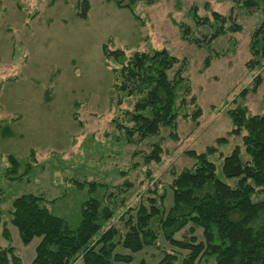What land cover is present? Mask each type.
<instances>
[{
	"label": "rangeland",
	"instance_id": "1",
	"mask_svg": "<svg viewBox=\"0 0 264 264\" xmlns=\"http://www.w3.org/2000/svg\"><path fill=\"white\" fill-rule=\"evenodd\" d=\"M131 1L123 0L118 6L115 0H90L88 16L81 19L76 15L77 0H0V119L13 131L9 137L0 134L3 219L10 220L9 210L17 195L33 192L48 199L62 196L66 179L73 178L120 184L125 179L122 173L133 162L138 167L128 175L133 183L129 204L136 206L143 191L152 187L147 175L150 169L168 192L167 206L171 205L168 184L173 179L172 171L193 163L185 152H202L215 144L216 138L226 136L232 129L228 110L235 106L234 99L243 87L251 85L255 74L264 76V65L258 70L246 67L251 58L250 36L261 18L258 10L236 9L234 15L242 30L220 36L208 47L184 40L179 25H188L195 35L205 38L211 29L196 26L191 8L197 7L202 17L211 18L213 11L228 15L234 5L232 0H135L130 5L137 17L125 6ZM104 43L111 49H126L127 54L166 48L180 60L186 59L185 75L191 84V95L196 97L188 110L199 107L201 116L197 122L180 117L177 140L168 137V129L162 130L164 153L158 164L146 166L141 154L133 155L137 149L149 152V144L158 138L128 143L113 123L131 101L125 98L121 105L116 103L118 95L112 86L116 65L104 57ZM213 51L221 55L213 57L205 67V58ZM238 101L252 113L262 112L264 81L256 94ZM236 145H242L241 138L230 137L219 152L228 154ZM31 148L38 152L42 168L20 181L4 178L1 171L7 165V155L25 159ZM213 159L221 164L220 155ZM56 203L72 206L69 200ZM54 212L67 216L69 208ZM115 222L122 227L118 219ZM8 227L10 243L22 264H31L40 239L24 244L18 228L13 224ZM197 234L202 238L200 229ZM159 243L160 249L146 247L134 253V263L144 259L154 264L162 257L163 249H177L163 237ZM7 244L0 237V245ZM118 250L129 252L122 247Z\"/></svg>",
	"mask_w": 264,
	"mask_h": 264
},
{
	"label": "trees",
	"instance_id": "2",
	"mask_svg": "<svg viewBox=\"0 0 264 264\" xmlns=\"http://www.w3.org/2000/svg\"><path fill=\"white\" fill-rule=\"evenodd\" d=\"M122 1L115 0V3L122 6ZM134 1L125 6L132 10L130 4ZM232 1L234 5L228 15L213 11L211 18L200 16L193 6L190 13L196 26H208L211 33L205 38L199 37L190 26L181 23L182 38L197 46L209 47L220 36L242 30L234 15L236 9H256L261 18L250 36L251 58L246 67L261 69L264 0ZM76 6L77 17L86 19L90 0H77ZM102 49L104 57L116 65L112 86L118 95L117 105L125 98L131 101L130 107L122 109L121 116L114 118L113 123L128 143L158 138L149 144V152L137 149L133 154H141L146 166L158 164L164 153L162 130L168 129V137L177 140L179 118L197 122L201 116L199 107L188 110L196 97L191 95V84L185 75L186 59L180 60L166 48L127 54L126 49H111L104 43ZM219 55L215 51L208 54L204 66H209L212 58ZM263 81L264 76L257 73L251 85L238 93L233 101L235 106L228 110L232 129L226 136L216 138L215 144L202 152H185L193 163L180 171H172L173 179L168 184L171 205L167 206L168 192L162 189L150 169L147 175L152 187L143 191L136 206L129 204L133 183L128 175L138 167L137 162L122 173L125 179L120 184L73 178L66 179L62 196L48 199L33 192L17 195L12 200L9 221L3 219L0 205V237L8 241L6 246L0 245V264H22L10 243L9 224L18 228L24 244L36 237L40 239L31 264H78L79 261L135 264L134 253L146 247L160 249L161 237L177 249H163L162 257L154 264H264V110L252 113L244 102L238 101L256 94ZM1 122L0 119L1 136H11V125ZM233 136L241 138L242 145H236L228 154L220 153L219 147L228 144ZM217 154L220 165L213 159ZM37 156L35 148L29 150L25 159L8 154L1 175L11 181L32 176L42 168ZM58 200H69L72 206H61L56 203ZM64 207L69 208L67 216L54 212H61ZM117 219L122 227L117 226ZM199 229L202 238L197 234ZM119 247L129 252L119 251ZM138 264L148 263L141 259Z\"/></svg>",
	"mask_w": 264,
	"mask_h": 264
}]
</instances>
